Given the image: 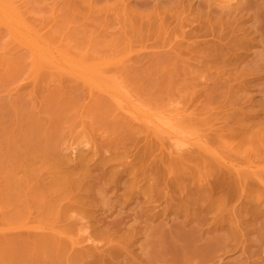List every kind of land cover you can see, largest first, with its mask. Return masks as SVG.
Returning <instances> with one entry per match:
<instances>
[{"label":"rangeland","instance_id":"rangeland-1","mask_svg":"<svg viewBox=\"0 0 264 264\" xmlns=\"http://www.w3.org/2000/svg\"><path fill=\"white\" fill-rule=\"evenodd\" d=\"M0 264H264V0H0Z\"/></svg>","mask_w":264,"mask_h":264},{"label":"bare ground","instance_id":"bare-ground-1","mask_svg":"<svg viewBox=\"0 0 264 264\" xmlns=\"http://www.w3.org/2000/svg\"><path fill=\"white\" fill-rule=\"evenodd\" d=\"M31 46L34 47V51L39 52L40 55L42 56H46L47 54V49L42 47H37L35 42L31 43ZM54 63L56 64H62L63 59L61 57L56 58L54 57L52 60ZM145 118V120H147L148 122H150L152 124V126L154 127V129H156L157 131H161L164 136L166 138H168L169 140H173L174 141V146L176 148H181L184 143H181L180 141L176 140V130L175 128L170 124V119L168 117H165L163 115H155L153 117H143ZM73 152H75V149L73 148Z\"/></svg>","mask_w":264,"mask_h":264}]
</instances>
